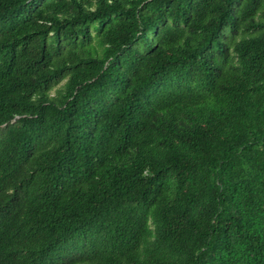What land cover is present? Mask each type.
Segmentation results:
<instances>
[{
    "label": "trees",
    "instance_id": "obj_1",
    "mask_svg": "<svg viewBox=\"0 0 264 264\" xmlns=\"http://www.w3.org/2000/svg\"><path fill=\"white\" fill-rule=\"evenodd\" d=\"M0 264H264V0H0Z\"/></svg>",
    "mask_w": 264,
    "mask_h": 264
}]
</instances>
